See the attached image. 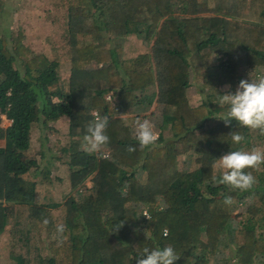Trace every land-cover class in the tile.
Wrapping results in <instances>:
<instances>
[{
    "label": "trees",
    "instance_id": "1",
    "mask_svg": "<svg viewBox=\"0 0 264 264\" xmlns=\"http://www.w3.org/2000/svg\"><path fill=\"white\" fill-rule=\"evenodd\" d=\"M53 6L46 8L56 26L46 36L49 54H31L21 31L0 34V113L10 120L0 124V233L7 227L8 264H136L145 247L167 245L180 256L174 264H264V165L248 170L257 182L247 191L212 182L222 155L264 149L259 130L220 120L227 106L218 95L264 74V0ZM129 34L148 50L126 56ZM66 60L64 82L58 66ZM194 84L202 95L191 103ZM129 110L150 117L158 133L153 145L140 149L124 116ZM97 112L109 119L110 141L89 153L83 137ZM60 115L68 117L71 193L38 203L36 181L24 176L38 166L27 154L31 130L40 117ZM234 131L245 136L240 144L231 140ZM229 196L231 205L224 203ZM58 224L65 225L62 235Z\"/></svg>",
    "mask_w": 264,
    "mask_h": 264
},
{
    "label": "rangeland",
    "instance_id": "2",
    "mask_svg": "<svg viewBox=\"0 0 264 264\" xmlns=\"http://www.w3.org/2000/svg\"><path fill=\"white\" fill-rule=\"evenodd\" d=\"M57 0H0V34L4 31L8 32L9 37L13 38L17 32L23 33L22 39L26 43L31 54L35 53H50V44L46 41V36L52 34L56 29L53 26L51 17L46 13L47 9H52L54 2ZM126 56L135 55L136 53L147 51L149 45L145 44L143 40L135 34L127 35L124 43ZM69 61H62L59 63L58 71L60 73L61 81H66L69 75ZM196 88H195V87ZM190 87L191 103L199 101L202 91L197 88V84ZM109 98V95H107ZM52 100H58L56 97ZM155 103V102H154ZM154 103L148 109L153 110ZM66 115L57 116V119L48 122L43 121V116L38 121H35L31 130V145L27 151L28 156L34 157L38 166H32L24 176L40 179H49L52 182L54 195L52 197L63 201L68 194L71 193L70 178L67 159L69 146V133L66 127ZM128 123H134L137 119H150L142 114L136 115L132 111L125 114ZM10 120L6 119L0 113V124L6 126ZM49 124V125H48ZM51 125V126H50ZM135 129V125H134ZM133 129V130H134ZM156 131V128H155ZM157 132V131H156ZM47 137V138H45ZM4 140H0L3 144ZM263 145H256L254 148H262ZM65 162V163H64ZM186 162L185 156L179 157V165L183 166ZM187 161L190 167L195 163ZM68 168V169H67ZM90 186L91 181H86ZM44 192L43 186L38 190V198H42ZM54 201V200H53ZM38 203H45L43 201H36ZM50 202V201H46ZM242 210V206L238 205L233 213ZM9 233L6 229L0 233V264H8L9 258Z\"/></svg>",
    "mask_w": 264,
    "mask_h": 264
},
{
    "label": "clouds",
    "instance_id": "3",
    "mask_svg": "<svg viewBox=\"0 0 264 264\" xmlns=\"http://www.w3.org/2000/svg\"><path fill=\"white\" fill-rule=\"evenodd\" d=\"M219 95V104L227 106L225 116L220 119L225 125L235 120L241 127L251 130H259L264 135V74L256 79L239 81L235 92H227ZM109 123L107 116L99 112L94 114V119L87 126V134L83 137V147L89 153L100 152L110 141L106 129ZM135 139L138 141L141 150L153 145L158 139L155 125L149 119H137L134 121ZM231 140L240 144L245 136L238 131L230 133ZM127 151H136L135 147L129 146ZM264 165V149L252 148L251 150L229 151L219 158L217 165L220 171L218 177L213 178L214 184L225 185L230 190L247 191L257 182L256 177L249 169H257ZM225 204L233 203L232 197H226ZM46 225L47 219L43 221ZM121 223L113 228L118 229ZM58 234H63L65 225L58 224ZM180 258L171 245L163 248L156 247L149 249L145 247L137 257L136 264H174Z\"/></svg>",
    "mask_w": 264,
    "mask_h": 264
},
{
    "label": "crops",
    "instance_id": "4",
    "mask_svg": "<svg viewBox=\"0 0 264 264\" xmlns=\"http://www.w3.org/2000/svg\"><path fill=\"white\" fill-rule=\"evenodd\" d=\"M2 116H4L3 114H1ZM67 116V115H66ZM125 116V115H124ZM8 119V118H6ZM9 120V119H8ZM68 125V117L66 118V127ZM65 163V162H64ZM68 164V163H67ZM69 167V166H68ZM68 169V168H67ZM69 170H67L68 172ZM69 173V172H68ZM35 181H36V187H35V200L36 201H58L59 199H56L54 197H52L54 195V190H53V184L52 182L48 179L45 178H38L35 177ZM43 186L44 192L42 194V198H38V190Z\"/></svg>",
    "mask_w": 264,
    "mask_h": 264
},
{
    "label": "built area",
    "instance_id": "5",
    "mask_svg": "<svg viewBox=\"0 0 264 264\" xmlns=\"http://www.w3.org/2000/svg\"><path fill=\"white\" fill-rule=\"evenodd\" d=\"M144 212H146V211L144 210Z\"/></svg>",
    "mask_w": 264,
    "mask_h": 264
}]
</instances>
